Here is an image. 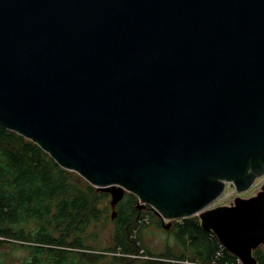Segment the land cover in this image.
Listing matches in <instances>:
<instances>
[{
  "label": "water",
  "instance_id": "1",
  "mask_svg": "<svg viewBox=\"0 0 264 264\" xmlns=\"http://www.w3.org/2000/svg\"><path fill=\"white\" fill-rule=\"evenodd\" d=\"M0 124L259 264L264 0H0Z\"/></svg>",
  "mask_w": 264,
  "mask_h": 264
},
{
  "label": "trees",
  "instance_id": "2",
  "mask_svg": "<svg viewBox=\"0 0 264 264\" xmlns=\"http://www.w3.org/2000/svg\"><path fill=\"white\" fill-rule=\"evenodd\" d=\"M104 193L78 172L61 166L40 144L0 124V237L12 247L27 250L28 264H97L85 257L86 244L77 234L101 217L95 203ZM139 206L138 196L130 192L118 203L116 250L126 243L129 224L135 218L142 222L148 218ZM147 209L153 211L150 206ZM175 225L178 237L186 241L196 261L241 264L196 216L183 217ZM125 245V253H138L135 247ZM77 249L83 252L78 254ZM254 256L264 264L260 247ZM176 257V261L148 258L142 264H186L184 256Z\"/></svg>",
  "mask_w": 264,
  "mask_h": 264
},
{
  "label": "rangeland",
  "instance_id": "3",
  "mask_svg": "<svg viewBox=\"0 0 264 264\" xmlns=\"http://www.w3.org/2000/svg\"><path fill=\"white\" fill-rule=\"evenodd\" d=\"M263 183L264 176L255 181L254 185L249 190L242 193H239L236 187L231 183H227L224 193L211 205V207L229 205L233 203L237 196L249 197L256 193ZM103 192L106 194L104 193L99 201L95 203V207L101 212V217L93 221L84 232L77 234L83 238L86 244L87 248L84 249L86 258L94 260L97 264H142V261L148 258L157 260L171 258L170 260L174 259L173 261H176L178 259L176 256H184L183 259H185L184 262L186 264H217L216 262L200 263L196 261L186 241L177 235V225H175V222L180 219H172L171 221L165 220L162 216H159L154 209L153 211L148 210L141 205V207L139 206L141 208H139V210L144 214V218H148L143 220V222L135 218L129 224V228H126L127 233L124 234V242L138 249V253H125V251H122L126 249V243H122L123 248H118V250H116L115 245L119 237L116 235L115 217L112 218V215L118 204L113 207L111 204V193L107 191ZM193 216L200 219L198 214ZM164 223H171V225L165 228ZM74 237V235L71 236L72 239H74ZM260 250L264 253V244L260 245ZM149 251L153 252V256ZM77 252L79 254L83 251L77 249ZM1 257V264H28L27 260H30V255L27 250L19 245H17V247H12L0 237V258ZM125 258L127 261L124 260ZM239 259L238 257L237 263H239Z\"/></svg>",
  "mask_w": 264,
  "mask_h": 264
},
{
  "label": "flooded vegetation",
  "instance_id": "4",
  "mask_svg": "<svg viewBox=\"0 0 264 264\" xmlns=\"http://www.w3.org/2000/svg\"><path fill=\"white\" fill-rule=\"evenodd\" d=\"M260 189V188H259ZM259 189L256 191V193H254V194H252V195H250V196H254V195H256L257 194V192L259 191ZM249 196V197H250ZM145 208H149V206H144ZM143 209V208H142Z\"/></svg>",
  "mask_w": 264,
  "mask_h": 264
},
{
  "label": "built area",
  "instance_id": "5",
  "mask_svg": "<svg viewBox=\"0 0 264 264\" xmlns=\"http://www.w3.org/2000/svg\"><path fill=\"white\" fill-rule=\"evenodd\" d=\"M180 219H181V218H180ZM213 263H215V262H213ZM239 263L244 264L243 261H242L241 259H239ZM217 264H221V263H217ZM226 264H227V263H226Z\"/></svg>",
  "mask_w": 264,
  "mask_h": 264
}]
</instances>
